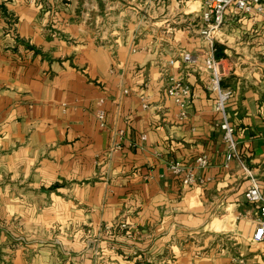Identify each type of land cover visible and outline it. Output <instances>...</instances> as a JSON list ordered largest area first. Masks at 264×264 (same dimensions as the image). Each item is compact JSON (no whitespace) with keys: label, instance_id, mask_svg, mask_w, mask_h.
<instances>
[{"label":"crops","instance_id":"0c3cea01","mask_svg":"<svg viewBox=\"0 0 264 264\" xmlns=\"http://www.w3.org/2000/svg\"><path fill=\"white\" fill-rule=\"evenodd\" d=\"M112 4L0 0V264H264L249 176L225 162L208 45L180 30L168 49L135 32L99 40ZM216 44L236 151L264 197V14L232 11ZM183 52L198 63L181 119L159 64L175 58L169 72L182 75ZM199 156L209 182L186 186L168 169Z\"/></svg>","mask_w":264,"mask_h":264},{"label":"built area","instance_id":"2783aa9c","mask_svg":"<svg viewBox=\"0 0 264 264\" xmlns=\"http://www.w3.org/2000/svg\"><path fill=\"white\" fill-rule=\"evenodd\" d=\"M173 3L183 8L194 4L196 5L195 13H200L202 26L198 34L209 47L205 55L203 69L209 75L208 91L214 96L213 111L219 116L218 126L223 133L222 140L227 148L225 162L237 161L241 169L249 176L250 187L245 192L244 198L248 203L259 204L260 216L252 240L254 242H264V197L260 192L258 182L250 176L249 170L236 151L233 129L226 112L227 105L232 99L233 91L222 87L221 84L226 77V70L222 67V60L215 57L218 34L225 26L227 15L232 13V11H236L239 15H263L264 0H157V4L162 5ZM98 33V39L102 40V34L104 32L99 29ZM175 63L176 59L174 58L163 64H159V66L162 80H164L165 96L177 107L179 110V118L182 119L185 117V110L192 100L191 87L185 82L184 77L190 69L197 65L198 58L189 53H181L179 55L178 71L183 73L178 76L171 75L169 72ZM143 108L146 109L147 106L143 104ZM95 119L100 128H105V114L103 111H97ZM208 167L209 161L207 157L199 156L193 163L188 165L180 162H171L168 169L173 175L180 178L183 185L194 186L198 183L204 184L209 182L208 178L204 179L200 177V172ZM125 228L126 225L119 224L116 227L107 226L104 230L107 234L115 233L117 235ZM229 264H243V260L235 259Z\"/></svg>","mask_w":264,"mask_h":264},{"label":"rangeland","instance_id":"374dc122","mask_svg":"<svg viewBox=\"0 0 264 264\" xmlns=\"http://www.w3.org/2000/svg\"><path fill=\"white\" fill-rule=\"evenodd\" d=\"M110 1L116 4L104 9L106 11L102 17L98 14L100 7L96 12L100 17L97 29H101L105 34L108 31H123L126 34L135 32L131 35L133 41L144 40L149 36L162 46L166 45L167 49L169 44L172 45L174 34L179 30L193 43L200 38L198 34L202 26L200 13L189 11L190 6L194 4L183 8L176 4H157V0Z\"/></svg>","mask_w":264,"mask_h":264},{"label":"trees","instance_id":"16d2710c","mask_svg":"<svg viewBox=\"0 0 264 264\" xmlns=\"http://www.w3.org/2000/svg\"><path fill=\"white\" fill-rule=\"evenodd\" d=\"M218 47L219 46L216 45V49H217V52H216V55H215L216 58H220L221 57V54L218 53ZM138 264H143V263H138Z\"/></svg>","mask_w":264,"mask_h":264},{"label":"bare ground","instance_id":"6f19581e","mask_svg":"<svg viewBox=\"0 0 264 264\" xmlns=\"http://www.w3.org/2000/svg\"><path fill=\"white\" fill-rule=\"evenodd\" d=\"M196 8V5H191L190 8H189V11H194Z\"/></svg>","mask_w":264,"mask_h":264}]
</instances>
